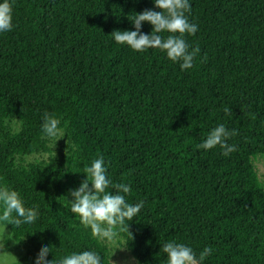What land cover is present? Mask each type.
Here are the masks:
<instances>
[{
  "label": "trees",
  "instance_id": "1",
  "mask_svg": "<svg viewBox=\"0 0 264 264\" xmlns=\"http://www.w3.org/2000/svg\"><path fill=\"white\" fill-rule=\"evenodd\" d=\"M191 6L199 31L185 38L199 51L182 71L158 49L135 52L111 36L134 30L135 13L152 0H15V27L0 34V188L18 192L37 215L17 226L2 219L0 204V225L24 251L17 264H35L45 246L52 264L85 249L111 264L67 201L98 156L113 184L131 185L129 203L144 201L118 229L135 264H166L169 241L197 254L213 247L204 264H264V185L255 166L264 162V0ZM44 115L65 128L68 154L27 163L50 151ZM221 123L235 130L228 143L236 151L197 150Z\"/></svg>",
  "mask_w": 264,
  "mask_h": 264
},
{
  "label": "clouds",
  "instance_id": "2",
  "mask_svg": "<svg viewBox=\"0 0 264 264\" xmlns=\"http://www.w3.org/2000/svg\"><path fill=\"white\" fill-rule=\"evenodd\" d=\"M152 4V9L135 13L131 21L134 30H114L111 33L113 40L135 52L158 49L171 62L179 64L182 71L191 69L199 51L192 48L185 38L199 31L198 25L189 20L191 0H152ZM14 6L15 0H0V34L14 29ZM144 23L151 25L149 33L142 31ZM165 32L169 34L166 37L162 35ZM226 111L230 110L226 109ZM13 130L15 132L20 130L14 122ZM41 132L42 138L49 142V148L52 150L58 141L65 138L66 130L51 116L44 115ZM234 135H236L235 130H230L221 123L212 128L206 134V138L195 147L197 150L208 151L219 146L223 150L222 155L228 156L236 151V145L228 143ZM51 155L54 156L52 151ZM84 173L87 176L78 188L68 192V196L71 197L67 200L70 211L80 218V223L85 228L91 230L94 238L106 243L110 248L122 249L117 246L118 229L123 231L125 226L127 229L128 223L144 207V201L135 204L128 202L127 196L132 191L131 185L124 182L112 183L103 156L92 160L90 166L84 169ZM109 186L114 187L115 194L106 191ZM0 204L3 205V220H10L17 226H30L37 221L36 209L26 210L18 192L14 190L0 188ZM161 251L166 254V264H204L205 260L213 255L214 249L205 246L197 254L185 243L169 241L163 244ZM50 253L49 246L41 248L35 264H52V260L47 259ZM101 262L100 253L95 249H85L63 257L58 264H101Z\"/></svg>",
  "mask_w": 264,
  "mask_h": 264
},
{
  "label": "rangeland",
  "instance_id": "3",
  "mask_svg": "<svg viewBox=\"0 0 264 264\" xmlns=\"http://www.w3.org/2000/svg\"><path fill=\"white\" fill-rule=\"evenodd\" d=\"M68 146L69 140L65 137L56 143L54 149L51 150L49 148L50 151L48 153L31 156L27 158L25 162L48 163L59 155H67L69 150ZM51 151L54 153L53 157L51 155ZM255 166L258 173V177L264 185V162L262 160H257L255 162ZM104 244L109 250V255L112 264H135V259L129 252H127L124 247L123 241H121L120 239H117V246L121 247L122 249L116 250L115 247L110 248L106 243ZM23 254L24 251L19 247L16 242L12 240L10 232L0 225V264H17Z\"/></svg>",
  "mask_w": 264,
  "mask_h": 264
}]
</instances>
